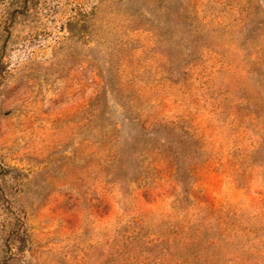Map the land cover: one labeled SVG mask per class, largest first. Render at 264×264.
Listing matches in <instances>:
<instances>
[{
  "label": "rangeland",
  "instance_id": "obj_1",
  "mask_svg": "<svg viewBox=\"0 0 264 264\" xmlns=\"http://www.w3.org/2000/svg\"><path fill=\"white\" fill-rule=\"evenodd\" d=\"M0 264H264V0H0Z\"/></svg>",
  "mask_w": 264,
  "mask_h": 264
}]
</instances>
